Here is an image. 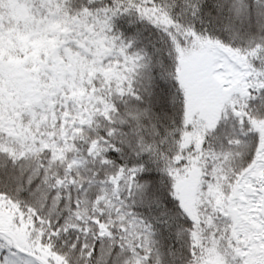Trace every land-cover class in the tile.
Returning a JSON list of instances; mask_svg holds the SVG:
<instances>
[{
	"label": "snow or ice",
	"instance_id": "obj_1",
	"mask_svg": "<svg viewBox=\"0 0 264 264\" xmlns=\"http://www.w3.org/2000/svg\"><path fill=\"white\" fill-rule=\"evenodd\" d=\"M0 264H264V0H0Z\"/></svg>",
	"mask_w": 264,
	"mask_h": 264
}]
</instances>
